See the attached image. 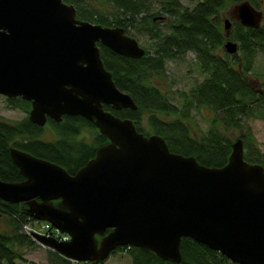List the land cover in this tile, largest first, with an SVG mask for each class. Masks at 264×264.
<instances>
[{
    "label": "water",
    "instance_id": "95a60500",
    "mask_svg": "<svg viewBox=\"0 0 264 264\" xmlns=\"http://www.w3.org/2000/svg\"><path fill=\"white\" fill-rule=\"evenodd\" d=\"M263 17L249 0L235 4L226 36L233 20L258 28ZM99 44L126 57L146 54L123 27L81 20L64 0H0V94L31 102L30 121L41 127L82 116L109 139L75 174L12 147L25 180L0 178V199L25 203L33 218L69 234L66 242L33 238L79 263L105 262L119 246L180 263L182 239L192 238L235 264H264V167L245 159L243 139L225 166L211 167L138 131L105 108L138 105L116 85ZM225 50L238 54L239 43L228 40Z\"/></svg>",
    "mask_w": 264,
    "mask_h": 264
},
{
    "label": "trees",
    "instance_id": "16d2710c",
    "mask_svg": "<svg viewBox=\"0 0 264 264\" xmlns=\"http://www.w3.org/2000/svg\"><path fill=\"white\" fill-rule=\"evenodd\" d=\"M64 1L75 6L77 18L81 20L123 27L138 41L143 36L149 39V47L141 58L122 56L99 44L105 67L112 73L116 85L129 93L138 105L137 110H115L105 105L107 110L121 118L132 119L137 130L146 135L162 136L172 152L195 156L199 163L211 167H223L228 163L234 143L230 133L239 129L243 132L245 159L264 167V151L247 123L251 118L264 120V73L262 78L253 76L258 55L264 56V17L258 28L245 27L239 21L232 24L230 38L238 41V54L218 51L225 49L227 40L221 10L244 0H197L193 7L184 6L181 0ZM249 1L264 14V0ZM156 5L160 6L159 12H154ZM189 52L196 55L204 79L196 81L189 91H181V102L177 105L155 80L165 79L168 62L183 59ZM8 101L13 108H20L27 114L31 109L30 102L21 97ZM201 107L214 113L207 133H200L192 122V111ZM50 122L58 137L45 141L41 138L44 128L31 122L29 115L16 122L0 120L2 180H25L12 159V147L57 163L75 174L95 157L99 147L109 142L94 122L82 116H67L63 122ZM82 127L96 131L92 144L76 139ZM54 203L60 205L59 200ZM1 217L8 219L9 229L0 230V264L27 262L25 249L41 247L23 231V225L33 219L27 212V205L0 199ZM120 251L128 252L132 264H235L192 238L182 239L180 263L161 259L150 250L134 246H119L112 254ZM47 256L49 264H104L75 262L50 249H47Z\"/></svg>",
    "mask_w": 264,
    "mask_h": 264
},
{
    "label": "rangeland",
    "instance_id": "374dc122",
    "mask_svg": "<svg viewBox=\"0 0 264 264\" xmlns=\"http://www.w3.org/2000/svg\"><path fill=\"white\" fill-rule=\"evenodd\" d=\"M182 4L186 7H193L196 5V1L192 0H181ZM108 9H112L111 6H107ZM233 5H227L221 10V17L230 18V11ZM160 6H154V12H159ZM234 20L232 21V24ZM233 40L227 37V40ZM140 44L144 48L149 47V39L146 36L140 37ZM221 54L226 52L225 49L218 50ZM227 53V52H226ZM264 73V56L259 54L255 66L254 74L262 78ZM257 76V77H258ZM204 79L203 75L199 71V66L196 61V55L189 52L183 59L177 61H170L167 64L166 76L163 80H155V83L161 87L165 92L168 93L172 103L180 105L181 102V91H189L196 81H202ZM30 113V111H29ZM24 110L20 108H13L9 105L7 97L0 94V120L8 122H16L23 120L27 115ZM214 113L206 107H201L198 110L192 111V122L193 126L199 130L200 133H207L210 128L212 118ZM247 123L251 126L254 136L256 137L259 147L264 151V120L262 119H248ZM242 131L239 129L233 130L230 135L234 138V142L241 138ZM96 131L89 127H82L79 137L76 139L85 140L89 144H92L95 140ZM58 137L57 132L52 125L48 124L44 127L42 134V139L45 141H52ZM6 217H1L0 219V230H8L9 225L7 223ZM25 258L27 262L18 261L17 264H32L31 262H36L38 264H49L47 249L43 246L33 247L25 249ZM104 264H132V260L126 251H120L117 254H112Z\"/></svg>",
    "mask_w": 264,
    "mask_h": 264
},
{
    "label": "built area",
    "instance_id": "2783aa9c",
    "mask_svg": "<svg viewBox=\"0 0 264 264\" xmlns=\"http://www.w3.org/2000/svg\"><path fill=\"white\" fill-rule=\"evenodd\" d=\"M23 231L30 236H32L33 233H38L40 235L52 237L63 242L70 240V236L68 234L62 232L59 228L53 226L48 221L31 219V221L23 225Z\"/></svg>",
    "mask_w": 264,
    "mask_h": 264
},
{
    "label": "flooded vegetation",
    "instance_id": "af4514ba",
    "mask_svg": "<svg viewBox=\"0 0 264 264\" xmlns=\"http://www.w3.org/2000/svg\"><path fill=\"white\" fill-rule=\"evenodd\" d=\"M235 21H237V20H234V22H235ZM3 96H4V95H3ZM6 97H7V96H6ZM9 99H13V98H8V97H7V101H8ZM8 103H9V105H10V102H9V101H8ZM30 104H31V108H32V103L30 102ZM10 106H11V105H10ZM30 110H31V109H30ZM66 117H67V115H65V116L63 117V120L60 121V122L65 121V118H66ZM51 120H54V119H52V118H48V121H47L46 125H48V124L52 125L51 122H50ZM54 121H55V120H54ZM56 122H57V121H56ZM46 125H45V126H46ZM45 126H43V128H44ZM52 126H53V125H52ZM53 128H54V127H53Z\"/></svg>",
    "mask_w": 264,
    "mask_h": 264
}]
</instances>
